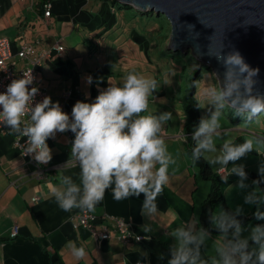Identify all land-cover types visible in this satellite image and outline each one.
<instances>
[{
    "label": "crops",
    "instance_id": "crops-1",
    "mask_svg": "<svg viewBox=\"0 0 264 264\" xmlns=\"http://www.w3.org/2000/svg\"><path fill=\"white\" fill-rule=\"evenodd\" d=\"M98 1L0 0V37L11 41L13 60L20 68L25 66V61L17 56L23 44L34 46L32 57L42 50L51 52L50 59L38 68V82L47 88L53 103L62 104L64 95L70 94L65 101L70 115L77 101L94 102L99 92L110 86L109 80L120 85L128 72L149 73L148 69L154 71L159 63H154L150 56L152 48L148 38L124 30L113 0ZM47 2L52 7L49 18L44 16L43 9ZM117 33H126L128 40H135L128 43L134 45L118 44L121 35L113 37ZM106 38H112L113 46L104 52L100 45L103 46ZM59 46L64 47L63 52H58ZM135 50L136 55L130 54ZM104 67L109 71H103ZM88 77L92 78L91 84L87 83ZM156 80L162 85L157 77ZM165 94V90L154 93L148 112L143 115L169 112L171 105L162 101ZM177 103L179 106H171L175 112L165 125L164 133L168 149L177 159L176 172L157 198L155 218L149 221L142 215L143 194L116 201L111 189L96 211L90 213L96 216L95 226L99 229L104 224L113 229L112 218L126 220L132 230L150 237L140 244L135 241L124 244L114 232L109 240L98 242L89 230L76 228L82 212L63 211L50 194L48 185L58 186L60 174L71 175L76 183L80 182L78 165L69 164L58 173L70 158L73 133H57L54 139L48 140L53 159L47 165L31 163L29 158H24L16 145V135L9 129L7 135L0 134V264H167L169 247L174 241L165 236V229H174L193 218L198 220L202 201L209 190L187 155L185 104L182 99ZM231 166L230 162L228 168ZM213 168L221 172L219 166ZM247 170L250 169L245 168ZM222 175L228 176V169ZM237 178L229 176L224 184L231 188ZM247 184L254 188L249 176ZM247 214L253 215H243ZM148 223H151V231L146 232L144 225ZM213 240L208 242L214 243ZM69 241L77 247H85L87 255L83 260L71 255L67 247ZM209 249L208 244L205 256L211 255ZM162 254L164 259H160Z\"/></svg>",
    "mask_w": 264,
    "mask_h": 264
},
{
    "label": "clouds",
    "instance_id": "clouds-1",
    "mask_svg": "<svg viewBox=\"0 0 264 264\" xmlns=\"http://www.w3.org/2000/svg\"><path fill=\"white\" fill-rule=\"evenodd\" d=\"M214 56L225 71L218 87L203 88L201 95L207 106L196 104L198 109L206 108L208 114L200 119L191 137L195 142L191 160L197 164L204 159L213 167L219 166V171L228 169V176L222 175L221 180L227 183L229 176H238L237 186L246 189L248 174L245 166L236 162L253 151L264 155V136L253 134L243 143H235L227 138L225 130L219 153L208 154L218 151L215 138L222 134L220 121L226 109L241 118L242 124L259 123L264 117V93L257 90L259 68L246 63L239 51L226 56L220 51ZM34 79L32 71L24 72L23 78L12 80L6 91L0 92V125L14 133L17 141L26 138L21 155L31 156L38 165H47L53 159L49 139L57 133L74 134L70 158L58 173L69 164L78 165L80 182L76 183L71 175L60 174L58 186L48 185L58 206L65 212L93 213L109 189L116 201L143 194L142 215L152 221L158 213L157 198L177 165L164 134L172 112L143 115L148 112L150 97L161 88L160 83L130 71L120 85L109 80L110 86L101 90L94 102L77 101L69 115L50 96L35 102L39 89L29 88ZM87 83H92L91 77ZM192 87L199 90V81H194ZM230 162L233 166L229 169ZM259 174L264 177V165ZM252 183L255 187L246 194L244 202L255 205V218L264 220V212L259 210L264 205V189L259 187L261 180ZM242 215V206L232 212L209 209V224L219 233L214 240L212 232L198 226L195 218L174 229L166 228L165 236L174 241L167 264H264V225L246 229L238 219ZM144 230L151 231V223L145 224ZM245 231H249L248 236H244ZM209 240L214 241L215 254L206 257L203 253ZM67 247L76 260L87 255L83 245L77 247L69 241ZM160 259H164L163 254Z\"/></svg>",
    "mask_w": 264,
    "mask_h": 264
},
{
    "label": "water",
    "instance_id": "water-1",
    "mask_svg": "<svg viewBox=\"0 0 264 264\" xmlns=\"http://www.w3.org/2000/svg\"><path fill=\"white\" fill-rule=\"evenodd\" d=\"M136 10L165 16L171 26L168 48L192 56L210 70L218 86L225 68L214 54L239 51L259 68L264 93V0H116Z\"/></svg>",
    "mask_w": 264,
    "mask_h": 264
},
{
    "label": "rangeland",
    "instance_id": "rangeland-1",
    "mask_svg": "<svg viewBox=\"0 0 264 264\" xmlns=\"http://www.w3.org/2000/svg\"><path fill=\"white\" fill-rule=\"evenodd\" d=\"M99 3L105 2V0H99ZM140 19V18H139ZM133 20H128L127 18L122 20L121 25L125 28L124 30H127V32L130 34L133 32H138L139 34L144 33L147 34L150 40H152L153 44L155 46H158L157 49H153L150 53V56L152 60L159 62L156 64L155 70L148 69L149 73H144L141 75H144L147 78H153L161 82V88L159 90H165L166 96L163 98L162 101H164L165 105H177V102H180L182 99V96L184 95H192V81L196 76L197 70L203 66V64L197 62L195 63L192 58L189 56L186 58L183 55L180 56H174L168 54V44L170 39V26H166V23L160 22L158 20H148L147 18H144L143 20H139L135 23H131ZM150 25V26H148ZM135 27V31L132 30V28ZM115 30V29H114ZM129 34V35H130ZM121 35V34H120ZM119 33L114 34V38L117 36H120ZM126 33L121 35L118 38V44L119 43H125V45H130L128 42H135L134 39L128 40ZM166 38V40H165ZM165 40V42H164ZM104 42L102 45H100V50L104 51L106 48H109L110 46H113L112 44V38L104 39ZM125 41V42H124ZM132 42V43H133ZM97 44V42L95 43ZM134 44H131L132 46ZM97 47H99V43L97 44ZM136 50L133 53L136 55ZM129 53V52H128ZM138 55V54H137ZM163 55V56H162ZM175 58V59H174ZM158 69V71L156 70ZM199 79V90L196 89V96L198 102H201L207 106V102L205 98L201 95V92L203 88L207 86H216L218 87V83L215 80V77L213 73L206 71V68L201 73V76ZM165 81H167V84H165ZM181 91V94H178L177 92ZM158 101V100H157ZM181 104V103H180ZM168 108L169 112H175L173 107ZM179 106V104H178ZM202 117L206 116L207 109L201 108ZM235 117L233 116L231 109H226L224 115L221 117V125H222V134L219 137L215 138V142L217 145L218 153L219 148L223 144L225 137L223 136V131L228 132V137L231 138L235 143H240V140H238L240 137L245 139L249 136L255 134L260 135L262 130H264V117H261L259 123L254 124H242L243 121L241 120V123L235 122ZM262 154H264V150H261ZM209 156H215V153L208 154ZM237 164H243L245 168L250 169L251 171L259 172V168L264 165V159L258 154L257 152H251L246 157L242 158L241 160L236 162ZM233 166V165H232ZM231 166V167H232ZM230 167V168H231ZM238 177V176H237ZM239 177L237 178V183L234 184L231 188H229L226 192V197L228 199L229 205L232 207V209L235 211V209L238 206L243 207V214L246 213H252L255 216V205H248L245 204L244 198L246 194L252 190V187L249 186L246 189H240L238 185ZM247 183V181H246ZM255 207V208H254ZM219 208H223L222 206H218L217 210ZM253 210V211H252ZM250 215V214H247ZM251 217V216H250ZM246 229L250 230V227H254L252 225L250 226H244ZM249 231L244 232V236H248ZM213 239L217 235H212ZM210 245V254H215V244L208 242Z\"/></svg>",
    "mask_w": 264,
    "mask_h": 264
},
{
    "label": "trees",
    "instance_id": "trees-1",
    "mask_svg": "<svg viewBox=\"0 0 264 264\" xmlns=\"http://www.w3.org/2000/svg\"><path fill=\"white\" fill-rule=\"evenodd\" d=\"M49 3V2H47ZM112 3L114 5L117 6V10L119 11V14L122 17V20L127 18L128 20H133L131 23H135L137 21H141L144 18H147L148 20H158L160 22L166 23V26H170V23L168 22V20L165 18V16H156L155 13L153 12H143L140 10H136L134 7L128 5V4H123L120 3L118 1L113 0ZM140 18V19H139ZM150 26V25H148ZM133 31H135V27L132 28ZM170 31H171V26H170ZM130 33V32H129ZM142 37H146L148 38V42H149V46H151L152 50L153 49H157L158 50V46H155L152 42V40L149 39V37L147 36V34L141 33L139 34ZM166 40V38H165ZM164 40V42H165ZM150 48V49H151ZM151 50V51H152ZM168 54L170 55H174L176 56H180L183 55L186 58H188L189 56L192 58V60L197 63L198 61L192 56L191 52L184 54V52L182 53H176L173 50L169 49L168 50ZM163 56V55H162ZM175 59V58H174ZM204 66H201L197 72H196V76L192 81V84L194 81H199L198 78H200L202 71L204 70ZM103 71H109L108 67H104ZM206 71L211 72L210 70H208L206 68ZM212 73V72H211ZM216 80V79H215ZM217 82V81H216ZM192 95H184L182 96V101L185 104L184 109H185V114L187 117V124L185 127V133H186V138H185V143H186V152L187 155L191 158V150L195 145V142L192 140V135L194 133V130L196 128V126L199 124L200 119L202 118V113H201V109H198L196 107L197 104V99L195 98L196 96V88L192 87ZM235 122L237 123H241V118L239 117H235ZM263 133H261V136H264V130H262ZM238 140H240V143L244 142L243 138H239ZM254 153H256L255 151H253ZM262 158L264 155H260ZM264 159V158H263ZM195 167L199 170L201 178L208 184L209 190L207 192V195L205 197V199L202 201V205H201V211H200V215H199V225L205 228H208L213 235H219V233L217 231H215L214 229L211 228V225L209 224L208 221V214H209V209L215 211L217 209V207L220 205L223 207V209L227 210V211H234L232 209V207L229 205L228 203V199L226 197V192L229 189V187H226V184H224V182L221 180V175L219 172H217L216 169H214L209 163H207L204 159H201L197 164H194ZM251 183L254 180H261V183L259 185V187L261 189H264V177H261L259 172H255V171H251V170H247L246 171ZM253 185V183L251 184ZM255 187V185H253ZM256 207V206H255ZM254 207V208H255ZM255 210H257V207L255 208ZM261 212H264V205L260 206L259 209ZM238 219H240L242 221L243 226H256L258 224L260 225H264V220H258L255 218L254 214L251 215V217L249 215H242L240 217H238ZM137 234H142L139 233L138 231L134 230ZM143 235V234H142ZM144 236V235H143ZM144 241H142L141 243H143ZM140 244V243H139ZM209 256V255H207ZM206 256V257H207Z\"/></svg>",
    "mask_w": 264,
    "mask_h": 264
},
{
    "label": "built area",
    "instance_id": "built-area-1",
    "mask_svg": "<svg viewBox=\"0 0 264 264\" xmlns=\"http://www.w3.org/2000/svg\"><path fill=\"white\" fill-rule=\"evenodd\" d=\"M43 9H44V16L46 18L51 17L52 14L51 4L45 3L43 5ZM33 50H34L33 45L23 44L22 48L17 54L19 59L25 61V66L20 68L17 62L13 60L11 41L8 38L0 37V92H5L7 86L11 83L12 80L23 78L24 72L30 73L32 71V75L35 79L33 84L29 86V88L31 89V87H37L39 89V93L35 97V102H40L44 99V97L48 96L47 88L41 86L38 82V68L42 67L47 62V60L50 59L51 52L42 50L32 57L31 53ZM57 50L59 53L63 52L64 47L59 46L57 47ZM69 96H70L69 93L64 95V102L60 104L62 109L66 113L68 112L65 108V101H67ZM0 134L7 135L8 129L0 125ZM24 144H26V138L24 141L19 140L16 142V145L21 150V152L23 151ZM24 158H29L31 163H35L31 156H24ZM223 173L224 170L220 172V174ZM78 220L79 223L76 226V228L80 227L89 230L93 234V236L97 239L98 242H101L103 240H109L112 232H114L117 235L118 239L124 244H127L132 241L141 243L142 241L147 240L145 239L146 236H143L142 234H137L134 231V229L132 230V226L124 219L112 218V220L115 222V226H113V229L107 226L106 224L101 226V228L99 229L97 226H95L97 220L96 216L90 213H81L78 216ZM137 237L139 238V240L136 239ZM137 264H143V263H137Z\"/></svg>",
    "mask_w": 264,
    "mask_h": 264
},
{
    "label": "bare ground",
    "instance_id": "bare-ground-1",
    "mask_svg": "<svg viewBox=\"0 0 264 264\" xmlns=\"http://www.w3.org/2000/svg\"><path fill=\"white\" fill-rule=\"evenodd\" d=\"M116 1V0H115Z\"/></svg>",
    "mask_w": 264,
    "mask_h": 264
}]
</instances>
